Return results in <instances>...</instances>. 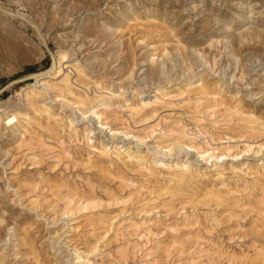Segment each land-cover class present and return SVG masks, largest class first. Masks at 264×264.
Masks as SVG:
<instances>
[{
  "label": "rangeland",
  "instance_id": "374dc122",
  "mask_svg": "<svg viewBox=\"0 0 264 264\" xmlns=\"http://www.w3.org/2000/svg\"><path fill=\"white\" fill-rule=\"evenodd\" d=\"M263 41L264 0H0V264H264Z\"/></svg>",
  "mask_w": 264,
  "mask_h": 264
},
{
  "label": "bare ground",
  "instance_id": "6f19581e",
  "mask_svg": "<svg viewBox=\"0 0 264 264\" xmlns=\"http://www.w3.org/2000/svg\"><path fill=\"white\" fill-rule=\"evenodd\" d=\"M264 42V41H263ZM37 76V75H36ZM45 86H47V88H51L50 86H49V83H46L45 84ZM6 112V109H0V114H3V113H5ZM8 113V112H7ZM95 113V112H94ZM9 114H10V112H9ZM11 114H13V113H11ZM8 115V114H7ZM6 115V116H7ZM14 115V114H13ZM13 116H7V117H5V119L3 120V119H1L0 118V120L2 121V126L4 127L3 129H8L10 126H13L16 122H17V118L14 120V122L11 124V125H9L8 123H7V120L8 119H11ZM16 117V116H15ZM100 118V117H99ZM102 126H104L103 124H102ZM1 128V127H0ZM116 131H114V133H115ZM23 136H25V135H23ZM22 137V136H21ZM20 137V138H21ZM24 138V137H23ZM22 139V138H21ZM23 142V141H22ZM11 163H9V165H10ZM158 165V164H157ZM156 166V165H155ZM157 167V166H156ZM177 167H179L180 169H183L181 166H177ZM176 167V168H177ZM179 174V175H178ZM177 174V176H180V172ZM182 174V173H181ZM183 175V174H182ZM186 174H184V176H185ZM183 176V179H185V177ZM180 178H181V176H180ZM179 180V179H178ZM186 180V179H185ZM185 180H183V182H185ZM181 181H182V179H181ZM179 183V182H178ZM180 184V183H179ZM15 191H17V189H15Z\"/></svg>",
  "mask_w": 264,
  "mask_h": 264
},
{
  "label": "trees",
  "instance_id": "16d2710c",
  "mask_svg": "<svg viewBox=\"0 0 264 264\" xmlns=\"http://www.w3.org/2000/svg\"><path fill=\"white\" fill-rule=\"evenodd\" d=\"M37 66H31L26 69V73H36L37 72Z\"/></svg>",
  "mask_w": 264,
  "mask_h": 264
},
{
  "label": "snow or ice",
  "instance_id": "6c2138e0",
  "mask_svg": "<svg viewBox=\"0 0 264 264\" xmlns=\"http://www.w3.org/2000/svg\"><path fill=\"white\" fill-rule=\"evenodd\" d=\"M209 67H211V66L209 65ZM15 119H16V117L13 116L11 119H8V120H7V123H8L9 125H11V124L14 122ZM169 151H170V150H169Z\"/></svg>",
  "mask_w": 264,
  "mask_h": 264
}]
</instances>
